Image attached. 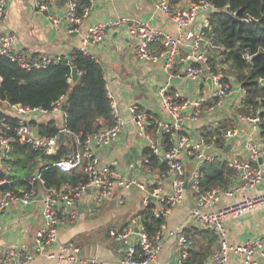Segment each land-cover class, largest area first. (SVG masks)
Masks as SVG:
<instances>
[{
  "label": "built area",
  "instance_id": "built-area-1",
  "mask_svg": "<svg viewBox=\"0 0 264 264\" xmlns=\"http://www.w3.org/2000/svg\"><path fill=\"white\" fill-rule=\"evenodd\" d=\"M59 1L61 0H34L35 7L39 11H47L50 6ZM89 1L92 2L93 0ZM8 6L9 0H0V56L7 57L10 62L17 64L24 70L45 68L50 64L60 62L62 57L51 58L45 56L33 59L25 50L16 45L15 33L2 27V22L7 18ZM155 9L169 16L178 28V35L172 37L155 30L146 21H132L127 29V34L129 39L135 43L133 53L138 58L151 63L164 60L167 68L173 67L178 60V62L185 64L183 75L190 81L198 82L201 86L198 100L184 99L180 92L170 89V79L177 77L174 74L169 77L167 83L160 87L161 105L173 119L171 125L155 124L149 115L137 106L134 105L129 108L138 135L143 138L150 152L167 166V170L160 174V180L167 175H172L174 178L172 181V195L164 197L153 194L156 201L150 210V214L154 218H164L180 202L182 197L184 171L180 156L186 147H188V155L199 165L203 162H215L221 159L212 152V149L217 147L213 140L207 142L204 138H201L199 141L190 144L186 136H177L169 148L161 151V145L157 138L162 134L174 135V132H182V124L185 120L191 122L197 120L196 114H189L184 117L182 113L184 109L190 106L198 112L202 110V105L205 102H210L212 104L211 108H214L231 94L232 88L231 83L224 81L222 74L214 73L208 63L212 46L208 43L209 50L207 46L204 45L203 47L205 37L202 30L208 27V16L213 10L211 4L206 0H200L191 4L187 10L173 12L169 0H155ZM88 11L89 7L83 8L79 12L77 0H67L64 19L67 22L69 33L78 31L80 22L87 16ZM198 17H200L203 24L196 30L195 22ZM119 22H123V19L107 24H96L87 28L82 45L77 50L87 53L88 46L101 43L107 28L117 25ZM184 44L188 45V50L183 57H179V49ZM244 58L247 62L251 60V56L248 54H245ZM207 78L211 79V90H208L205 84ZM239 93L244 99L246 96L245 90L240 88ZM107 97L110 99L112 125L86 136L82 141L74 136V152L66 159H60L53 164L63 173L81 170L85 180L68 189L42 188V225L35 231L33 237L34 252H21L12 246L0 243V264H25L33 260L34 254L44 255L46 259L55 260L56 264L80 262V249L78 247L73 244H58L57 242L59 225L75 221L77 217L76 204L81 196L87 190H93L99 199L106 198L117 187H135L144 190V184L124 178L109 165L100 166V161L95 155L96 151L110 146L118 138L124 127V121L120 117L118 108L112 101V95L109 92H107ZM62 101L61 97L57 103L53 104L51 110L40 107L9 105L5 102L12 111L10 117L14 118L15 125L11 127L4 119H0V173L3 174V177L0 178V215L9 211L13 206L21 208L28 206L36 201L37 196L41 194L37 191V187L44 184L40 174L37 177L32 175L27 179L28 186H30L28 190L1 189L3 185L13 182L11 179V166H5V162L8 163L11 160L13 142L15 141L19 144L29 145L33 150L43 151L46 155L56 153L57 136L45 137L40 135L33 122H36L42 116L60 110L59 107ZM64 117H66L65 113ZM246 119L254 127H258L260 119L257 114L246 116ZM35 130L37 133L34 132ZM11 131L13 135L9 134ZM60 131L65 134L68 133L64 129ZM223 137L225 139L233 138L234 132L230 129L225 130ZM244 149L246 155L243 158H240L239 155L227 162L234 173L233 180L228 187L221 186L204 190L201 185L203 174L200 168L192 170L190 174V189L197 207L189 212V218L198 220L204 229H208L214 234L217 241L216 250L202 264H228L230 253L241 256L243 264H259L255 258L256 254L264 259V236L248 239L242 245L230 246L224 225L225 218L230 216L240 217L252 208L262 207L264 212V192L254 195L250 193L251 190L264 184V147L257 146L252 140H248L244 144ZM8 158L10 159L8 160ZM143 162L145 165L149 163L147 158H144ZM236 195L239 196L238 201L228 207L208 213L202 211V208H213L223 196L233 197ZM149 204L150 200L146 198L143 202V211L147 209ZM134 230H137V232H134ZM110 234L116 241H121L124 244L131 237L136 238L137 243H127L124 264L153 263L157 260L162 248L160 235H156L154 240L150 239L138 217L131 218L125 227ZM169 235L176 238L177 246L181 249L175 264H184L188 258L187 249L192 246L193 241L187 238L179 229L170 231ZM1 238L2 226L0 225V241ZM55 244H57L55 252L48 251Z\"/></svg>",
  "mask_w": 264,
  "mask_h": 264
},
{
  "label": "crops",
  "instance_id": "crops-1",
  "mask_svg": "<svg viewBox=\"0 0 264 264\" xmlns=\"http://www.w3.org/2000/svg\"><path fill=\"white\" fill-rule=\"evenodd\" d=\"M88 3L87 6L80 7L78 2L79 12L87 7L89 11L87 16L81 20L78 31L75 33L68 32V25L64 19L67 0H61L50 6L46 11V17L43 15L44 11L36 9L34 0H9L7 18L2 22V27L15 33L16 45L25 50L33 59L45 56L55 58L66 57L74 49L81 47L87 28L123 19V22L107 28L101 43L88 46L87 54L93 56L102 66L106 91L112 95V101L124 121V127L118 138L110 146L96 151L95 155L100 161V166L109 165L117 174L140 182L145 188L139 190L135 187H117L110 196L101 199L93 190H87L76 204L75 221L59 225L57 243L73 244L80 249V262L75 264H124L126 246L130 242L137 243L136 238L131 237L124 244L116 241L110 233L121 230L133 217H138L141 221L140 213L143 212V202L146 198L155 203L156 199L153 194L164 197L172 195L174 179L172 175H167L160 180L158 171H151L150 167L144 164L143 159L148 148L143 138L138 135L129 108L137 106L146 112L155 124L171 125L173 119L161 105L160 87L167 83L169 77L174 74L177 77L172 78L175 82L170 83V89L180 92L184 99L198 100L201 86L198 82L190 81L183 75L185 64L178 60L173 67L167 68L164 60L151 63L138 58L133 53L135 43L129 39L127 34L132 21H146L155 30L172 37L178 35V28L169 16L155 9V0H93L92 2L88 0ZM191 4H193L192 0H180L177 4L171 5V10L173 12L187 10ZM202 24V20L198 17L195 29L198 30ZM202 33L205 37L203 47L205 45L209 50L212 45L211 41L204 29ZM187 50V44L181 46L179 57H183ZM229 81L232 92L219 105L211 108L212 104L205 102L202 110L198 112L190 106L183 110L184 117L196 114L197 120L183 121L181 133L184 135L174 132V135L162 134L158 137L161 151L167 149L161 142V138L165 135L168 136L171 145L177 136H186L188 142L193 144L203 138L202 134L205 131L218 129H230L234 132L233 138L225 139L223 149L220 147L212 149V152L221 160L228 162L239 155L243 158L246 155L244 144L248 140L263 147L259 127H254L251 122L247 121L246 116L241 114L244 101L239 93L241 87L231 77ZM205 84L209 90L206 82ZM0 112L8 117L12 115L10 107L5 102H0ZM65 118L64 112L58 110L42 116L36 123L54 121L62 126ZM63 144H67V136ZM227 146L229 149L225 152ZM187 149L188 147L180 156L184 171L182 197L180 202L163 218L164 224L159 234L162 248L157 260L150 264L176 263L181 249L177 246L176 238L169 235L170 231L179 229L183 233L184 230L190 228H203L198 220L189 218V212L197 207L190 189V174L192 170L199 169L201 164H197L188 155ZM73 152L74 149L68 156ZM40 192L37 200L28 206L23 208L13 206L9 211L0 215L1 244L12 246L25 253L34 252L33 237L35 231L42 225L43 192L41 190ZM262 192H264V184L251 190L250 193L254 195ZM238 199L237 195L223 196L213 208H202V211L208 213L220 210L236 203ZM224 225L230 246L242 245L251 238H262L264 236L263 208H252L240 217H227L224 219ZM196 244L205 245L201 239H198ZM56 246L57 244L53 245L48 251L55 252ZM216 248L217 241L214 246L215 250ZM255 258L259 264H264V259L258 254ZM242 262L241 256L229 254L228 264H243ZM25 264H56V261L46 259L44 255L34 254L33 260Z\"/></svg>",
  "mask_w": 264,
  "mask_h": 264
},
{
  "label": "trees",
  "instance_id": "trees-1",
  "mask_svg": "<svg viewBox=\"0 0 264 264\" xmlns=\"http://www.w3.org/2000/svg\"><path fill=\"white\" fill-rule=\"evenodd\" d=\"M180 0H169L170 5H175ZM197 3L200 0H192ZM213 10L208 16V27L204 32L211 41L209 52V65L214 73L222 74L224 81L229 77L246 92L242 103L241 114L245 116L258 115L260 138L264 147V0H206ZM79 6H87L88 0H79ZM251 18L250 24L243 23L245 16ZM251 56L247 62L244 55ZM71 60L66 57L56 64L45 68H32L24 70L12 63L7 57L0 56V101L9 105L40 107L51 110L53 104L62 97L60 110L66 114L64 123L59 126L56 122L36 123L40 135L56 137L60 130L68 133L67 144H59L53 155H46L43 151L33 150L29 145L13 142L11 152V182L3 185L1 189L28 190L27 179L36 170L40 172L43 186H38L37 191L44 189H68L75 187L85 180L80 171L70 173L60 172L53 166L54 163L66 157L75 149L73 137L77 136L82 141L86 136L112 125L110 99L107 97L102 66L93 56L74 49L70 54ZM76 68L78 80L71 81V68ZM231 75V76H229ZM11 127H14V118L3 115ZM226 129L205 131L203 138L209 142L214 141L217 147L224 148ZM9 134L13 135L12 131ZM180 135H184L181 132ZM164 148L171 146L168 136L161 138ZM148 166L151 171L157 170L159 174L167 170L165 163H160L149 149L145 151ZM203 174L202 189L215 187H228L233 180V170L226 160L204 162L200 165ZM3 174L0 173V178ZM37 186V185H36ZM154 203L150 201L146 210L141 212V222L149 238L154 240L161 233L164 224L163 218H154L150 210ZM184 235L193 241L188 250V260L184 264H202L214 252L216 238L208 229H187ZM198 239L205 245H198Z\"/></svg>",
  "mask_w": 264,
  "mask_h": 264
},
{
  "label": "water",
  "instance_id": "water-1",
  "mask_svg": "<svg viewBox=\"0 0 264 264\" xmlns=\"http://www.w3.org/2000/svg\"><path fill=\"white\" fill-rule=\"evenodd\" d=\"M43 15L46 17V16H47V12L44 11V12H43ZM250 22H251V18H250L248 15L245 16V19L243 20V23H245V24H250ZM66 60H67V61H70V60H71L70 55L66 56ZM77 80H78V74H77L76 68L72 67V68H71V81H72L73 83H75ZM170 81L173 82V83L175 82V80H173V79H170ZM260 82H261V84H264V80H261ZM206 83H207V85H208V87H209V90H211V79H210V78H207V79H206ZM34 132L37 133L36 130H35ZM64 141H65V135H64V133H63L62 131H60V132H59V135H58V138H57V142H58L59 144H63ZM228 149H229V146L226 147L225 152H226ZM9 159H10V158H8V160H9ZM39 174H40L39 170H36V171L33 173V176H34V177H37ZM134 232H137V230H134Z\"/></svg>",
  "mask_w": 264,
  "mask_h": 264
},
{
  "label": "rangeland",
  "instance_id": "rangeland-1",
  "mask_svg": "<svg viewBox=\"0 0 264 264\" xmlns=\"http://www.w3.org/2000/svg\"><path fill=\"white\" fill-rule=\"evenodd\" d=\"M7 165H9V166H11V164H10V162H5V166H7Z\"/></svg>",
  "mask_w": 264,
  "mask_h": 264
},
{
  "label": "bare ground",
  "instance_id": "bare-ground-1",
  "mask_svg": "<svg viewBox=\"0 0 264 264\" xmlns=\"http://www.w3.org/2000/svg\"><path fill=\"white\" fill-rule=\"evenodd\" d=\"M188 260V259H187Z\"/></svg>",
  "mask_w": 264,
  "mask_h": 264
}]
</instances>
